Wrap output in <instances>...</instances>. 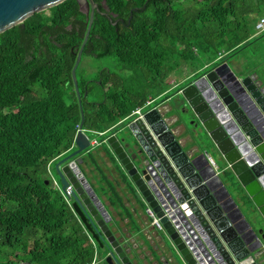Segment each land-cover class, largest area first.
Wrapping results in <instances>:
<instances>
[{
	"label": "trees",
	"instance_id": "1",
	"mask_svg": "<svg viewBox=\"0 0 264 264\" xmlns=\"http://www.w3.org/2000/svg\"><path fill=\"white\" fill-rule=\"evenodd\" d=\"M92 1L98 9L75 78L81 128L86 134L104 131L100 139L148 97L158 102L173 94L167 77L199 73L264 36V30L254 32L264 0H104L122 23L103 14L101 0ZM50 8L48 15L34 13L22 26L0 32V264H105L47 172L72 149L80 115L70 69L86 28L76 0ZM82 57L108 59L116 70L107 66L83 73ZM244 61L248 64V56ZM256 65L241 73L256 72ZM102 194L131 219L112 186Z\"/></svg>",
	"mask_w": 264,
	"mask_h": 264
},
{
	"label": "water",
	"instance_id": "2",
	"mask_svg": "<svg viewBox=\"0 0 264 264\" xmlns=\"http://www.w3.org/2000/svg\"><path fill=\"white\" fill-rule=\"evenodd\" d=\"M62 1L0 0V32L22 26L26 17ZM76 1L86 16L70 69L80 119L71 151L53 163L51 172L61 191L70 185L72 213L93 243L106 252L104 261L142 264L78 168L90 148V137L81 130L75 68L98 7L92 0ZM130 17L131 13L127 22ZM175 94L181 104L174 120L151 108L104 140L140 202L161 225L158 236L168 257H162L160 264H264V88L254 73L236 75L223 60L202 70ZM181 116L195 136L217 151L225 164L220 172H226L235 191L250 205L254 229L206 162V151L190 133L181 142L173 132L174 123L185 126ZM122 129L130 135L128 142L117 134Z\"/></svg>",
	"mask_w": 264,
	"mask_h": 264
},
{
	"label": "crops",
	"instance_id": "3",
	"mask_svg": "<svg viewBox=\"0 0 264 264\" xmlns=\"http://www.w3.org/2000/svg\"><path fill=\"white\" fill-rule=\"evenodd\" d=\"M174 94L175 92L158 106L163 115L168 116L169 121L174 120L178 115V110L170 104L171 97ZM172 129L173 132L177 134V138H179L181 142H184L186 133H189L186 126H182L177 122V124L174 123ZM99 147H101L100 150L98 149ZM105 148L109 151L104 142L93 148H89L81 156L78 168L91 188L93 190L96 188L98 189L95 190L97 193L99 192V195L97 194L98 198L104 205V208L114 221L117 228L122 232L125 239L129 241L128 243L140 262L142 264H160L161 259H163L162 257L167 258L168 256L157 234L158 231L150 225L144 210L139 207V204L136 203V200L126 189L124 182L119 177L112 162L108 159ZM96 153L98 158L94 157V154ZM95 164L101 166V174L98 173ZM109 186L113 187L120 198L122 205L130 215V220L128 216L121 215L120 208L115 210L108 205L106 196L102 194V191L106 190ZM134 226L136 227L135 229L133 228Z\"/></svg>",
	"mask_w": 264,
	"mask_h": 264
},
{
	"label": "rangeland",
	"instance_id": "4",
	"mask_svg": "<svg viewBox=\"0 0 264 264\" xmlns=\"http://www.w3.org/2000/svg\"><path fill=\"white\" fill-rule=\"evenodd\" d=\"M50 11H51V8H46V9L42 10L41 12L44 15H48L50 13ZM261 16L264 17V13L261 14ZM263 47H264V36H262L259 40H257L255 42V44L248 47V49L240 51L235 56L226 58L225 61H226L227 65L229 66L230 70L236 75L242 74L241 73L242 69H244L246 67H248V69H250L252 64L253 65H254V63L258 64L255 67L256 72H253V73L255 74L256 81H258L260 86L264 88V52H261V51H263V49H262ZM247 56H248V64L244 61V58H246ZM107 60L108 59H102V60L94 61L90 57H82L81 62L79 64V69L83 73L89 72V74H91V75L94 74L95 72H97V70L100 67H107L108 66L109 69L116 70V68L114 66L112 67L108 63ZM197 73L195 72V73L187 76L188 72H184L183 74H181L179 72L178 74H172L171 76L167 77L166 81L168 82V86H169L168 90H170L169 92L174 93L179 87H181L186 82L185 80L189 76H193ZM170 104H172L176 110H179L180 104H181L180 95L174 94L171 97ZM180 119L183 122V124L186 126V128L188 129L189 133L191 134V136H192L193 140L195 141V143L197 144V146L200 149L206 151V153L213 159L215 166H216L215 171H216V174H217L219 180L221 181V183L224 186L225 190L227 191L228 195L234 201L235 205L237 206V208L241 212L242 216L246 219V221L248 222L250 227L252 229H254L255 225L252 222L250 208H249L250 205H249V203L244 201V199L242 198V196H240V194L238 192L235 191L233 186L230 184V179L227 176L226 172L225 171L220 172V169L224 168L225 164L222 161V159L220 158V156L218 155L217 151L214 149L213 145L210 142H207V140H204L203 138H198L197 136L194 135L193 131L191 130V126L186 124L187 118H185L184 116H181ZM118 127H120V126H118ZM117 134L119 137L124 138V140L126 142H128L130 139L129 133L124 129L118 131ZM87 135L90 137V139L91 138H94L97 140L100 139V137L93 135L89 132ZM98 149L100 150L101 147H99ZM98 149H96V150H98ZM94 157L98 158L97 153L94 154ZM95 165H96L98 173L101 174L102 173L101 166H99V164H95ZM50 172H51V169H50ZM52 177L55 179V181H57V178L55 176H53V173H52ZM95 190H98V189L96 188ZM139 207L143 210L142 204H140ZM157 234H160V232H157ZM161 235H162V233H161ZM100 252L99 253L102 257L104 255V252L103 251H100Z\"/></svg>",
	"mask_w": 264,
	"mask_h": 264
},
{
	"label": "built area",
	"instance_id": "5",
	"mask_svg": "<svg viewBox=\"0 0 264 264\" xmlns=\"http://www.w3.org/2000/svg\"><path fill=\"white\" fill-rule=\"evenodd\" d=\"M254 30H255V34L264 30V17H259L257 19V21L255 22V25H254ZM168 98H169V96L167 98L157 102L158 98L148 97L144 101V103L142 105L136 106L129 114H127L125 117H123L122 119L117 121L115 124L110 126L107 130L113 129L116 126H123V125L127 124L129 121H133L136 118L142 117V115H143V113L145 111H147V110H149L151 108H155V107L158 108V106L160 104H162L164 101H166ZM77 129H78V124H76V126H75V132H76ZM81 130L84 131V129H82V128H81ZM89 133L100 137L104 133V131L103 132H97V131L90 130ZM104 140H105V137L102 138V139H99V140L91 138L89 140V146H90V148H93V147L99 145L100 143L104 142ZM71 147H73V142H72V146ZM205 159H206V162L208 163V165L212 169H214V171H215L216 166H215V163H214L213 159L208 154L205 156ZM47 172H48V175H49V177H50V179L52 181L53 186L59 191L60 195L62 196V198L64 199V201L66 202V204L68 205V207L71 210L70 198H69V196H70V185L66 186L64 188V191H61L58 182L55 181V179L52 177L49 168H47ZM142 207H143V210H144V212L146 214L147 219L149 220L150 225L154 229L159 230L161 228V225L158 222V219L151 212L150 208L148 206H146L145 204H142Z\"/></svg>",
	"mask_w": 264,
	"mask_h": 264
},
{
	"label": "flooded vegetation",
	"instance_id": "6",
	"mask_svg": "<svg viewBox=\"0 0 264 264\" xmlns=\"http://www.w3.org/2000/svg\"><path fill=\"white\" fill-rule=\"evenodd\" d=\"M101 5H102V7H103V9H104L103 14H105V15L107 16V18L114 17V21H113L112 23H115V22L118 21V20H119L120 23H122V19H121V18H118V17L116 16L115 13L108 11V9L103 5V3H101ZM131 12H132V11L130 10L129 13H131ZM127 19H128V18H127ZM200 73H201V71H200L199 73L193 75V76H189L185 81L188 82L189 80H191V79L194 78L195 76L199 75ZM185 81H184V82H185ZM186 82H185V83H186ZM185 83H184V84H185ZM184 84H183V85H184ZM103 252H104V255L102 256V258H103L102 261H103L105 264H107V263L104 261V256L106 255V252H105V251H103Z\"/></svg>",
	"mask_w": 264,
	"mask_h": 264
}]
</instances>
